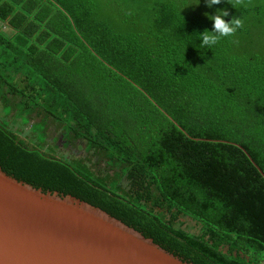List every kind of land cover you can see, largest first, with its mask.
I'll use <instances>...</instances> for the list:
<instances>
[{"label":"trees","instance_id":"obj_1","mask_svg":"<svg viewBox=\"0 0 264 264\" xmlns=\"http://www.w3.org/2000/svg\"><path fill=\"white\" fill-rule=\"evenodd\" d=\"M152 2L0 0L1 109L30 128L0 117V167L193 264H260L264 177L245 150L264 173V0ZM216 8L242 27L198 49Z\"/></svg>","mask_w":264,"mask_h":264},{"label":"water","instance_id":"obj_2","mask_svg":"<svg viewBox=\"0 0 264 264\" xmlns=\"http://www.w3.org/2000/svg\"><path fill=\"white\" fill-rule=\"evenodd\" d=\"M0 264L193 263L101 207L35 187L0 167Z\"/></svg>","mask_w":264,"mask_h":264},{"label":"clouds","instance_id":"obj_3","mask_svg":"<svg viewBox=\"0 0 264 264\" xmlns=\"http://www.w3.org/2000/svg\"><path fill=\"white\" fill-rule=\"evenodd\" d=\"M222 0H205V4L208 8H212L213 5L221 4ZM239 2V0H237ZM200 0H188L185 7L198 6ZM184 7V8H185ZM204 15L212 21V29H205L202 32H195L197 35L195 40L199 39L200 44H196L198 49H213L223 37L233 36L238 29L242 27V20L237 17H232L229 20H225V17L229 15L228 11L224 8H216L214 13H204ZM192 43L193 42H188ZM187 43V44H188ZM195 43V41H194Z\"/></svg>","mask_w":264,"mask_h":264},{"label":"rangeland","instance_id":"obj_4","mask_svg":"<svg viewBox=\"0 0 264 264\" xmlns=\"http://www.w3.org/2000/svg\"><path fill=\"white\" fill-rule=\"evenodd\" d=\"M183 2H187L188 0H182ZM225 4L230 5V4H240L241 1L237 2V0H230V3L227 0H222ZM102 4L107 3V0H101ZM135 4H132L133 6L138 5V7L144 8V7H152L153 2L152 0H135ZM117 6L124 7L126 6L125 3L122 4H116ZM129 5V4H128ZM202 7H206L205 0H200V5ZM205 10V9H201ZM205 17V15H203ZM0 29L6 34H11V30L4 25L0 24ZM0 117L7 120L12 128H14L19 134L23 137H28L30 135V128L28 123H22L20 120H17L16 122H13L12 117L9 115H4L2 109H1V104H0ZM55 152L60 155H65L68 158L72 157H77L82 154V151H80V146H76L73 149H66L62 148L59 146V148H55ZM182 221H185L183 225H181L183 228H187L191 232H195L197 230V227H195V222L190 220L189 218H181Z\"/></svg>","mask_w":264,"mask_h":264},{"label":"flooded vegetation","instance_id":"obj_5","mask_svg":"<svg viewBox=\"0 0 264 264\" xmlns=\"http://www.w3.org/2000/svg\"><path fill=\"white\" fill-rule=\"evenodd\" d=\"M59 146L62 147V148H66V149H73L74 147H76V146L73 147L72 145H68V146H64V147H63V146H62V141H61V139L59 140ZM83 148H84V147H83ZM81 149H82V148H81ZM80 151H81V150H80ZM82 154H83V152H82ZM82 154H81V155H82Z\"/></svg>","mask_w":264,"mask_h":264},{"label":"built area","instance_id":"obj_6","mask_svg":"<svg viewBox=\"0 0 264 264\" xmlns=\"http://www.w3.org/2000/svg\"><path fill=\"white\" fill-rule=\"evenodd\" d=\"M260 264H264V260H262V261L260 262Z\"/></svg>","mask_w":264,"mask_h":264}]
</instances>
